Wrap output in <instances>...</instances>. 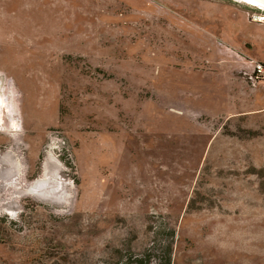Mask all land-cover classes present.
Listing matches in <instances>:
<instances>
[{
    "label": "rangeland",
    "instance_id": "rangeland-1",
    "mask_svg": "<svg viewBox=\"0 0 264 264\" xmlns=\"http://www.w3.org/2000/svg\"><path fill=\"white\" fill-rule=\"evenodd\" d=\"M260 11L0 0V264H264Z\"/></svg>",
    "mask_w": 264,
    "mask_h": 264
},
{
    "label": "trees",
    "instance_id": "trees-1",
    "mask_svg": "<svg viewBox=\"0 0 264 264\" xmlns=\"http://www.w3.org/2000/svg\"><path fill=\"white\" fill-rule=\"evenodd\" d=\"M157 234L154 244L141 255L129 253L124 261L116 264H152L154 262L156 264H172V244L175 232L173 230H168L167 232L160 230Z\"/></svg>",
    "mask_w": 264,
    "mask_h": 264
},
{
    "label": "built area",
    "instance_id": "built-area-1",
    "mask_svg": "<svg viewBox=\"0 0 264 264\" xmlns=\"http://www.w3.org/2000/svg\"><path fill=\"white\" fill-rule=\"evenodd\" d=\"M252 20L256 23L264 24V11L254 13L252 15ZM252 65V77L254 80L264 81V62L258 60H251Z\"/></svg>",
    "mask_w": 264,
    "mask_h": 264
},
{
    "label": "bare ground",
    "instance_id": "bare-ground-1",
    "mask_svg": "<svg viewBox=\"0 0 264 264\" xmlns=\"http://www.w3.org/2000/svg\"><path fill=\"white\" fill-rule=\"evenodd\" d=\"M232 1V0H231ZM234 1H237V2H247V3H249V4H252V5H254V6H256V7H259L260 9H262V10H264V6H261V5H258V4H256V3H253V2H251V1H249V0H234ZM15 125H16V127H18V122H16L15 123Z\"/></svg>",
    "mask_w": 264,
    "mask_h": 264
},
{
    "label": "water",
    "instance_id": "water-1",
    "mask_svg": "<svg viewBox=\"0 0 264 264\" xmlns=\"http://www.w3.org/2000/svg\"><path fill=\"white\" fill-rule=\"evenodd\" d=\"M249 1L256 3L258 5L264 6V0H249Z\"/></svg>",
    "mask_w": 264,
    "mask_h": 264
},
{
    "label": "crops",
    "instance_id": "crops-1",
    "mask_svg": "<svg viewBox=\"0 0 264 264\" xmlns=\"http://www.w3.org/2000/svg\"><path fill=\"white\" fill-rule=\"evenodd\" d=\"M13 120H15V119H13Z\"/></svg>",
    "mask_w": 264,
    "mask_h": 264
}]
</instances>
